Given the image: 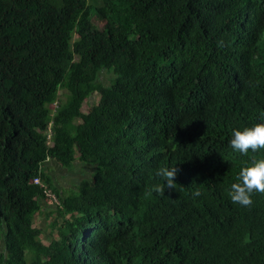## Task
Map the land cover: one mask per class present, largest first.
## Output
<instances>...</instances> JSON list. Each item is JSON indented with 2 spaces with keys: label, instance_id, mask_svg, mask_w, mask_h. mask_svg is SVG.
<instances>
[{
  "label": "trees",
  "instance_id": "16d2710c",
  "mask_svg": "<svg viewBox=\"0 0 264 264\" xmlns=\"http://www.w3.org/2000/svg\"><path fill=\"white\" fill-rule=\"evenodd\" d=\"M256 123L264 0H0V264H264Z\"/></svg>",
  "mask_w": 264,
  "mask_h": 264
},
{
  "label": "clouds",
  "instance_id": "9594fccd",
  "mask_svg": "<svg viewBox=\"0 0 264 264\" xmlns=\"http://www.w3.org/2000/svg\"><path fill=\"white\" fill-rule=\"evenodd\" d=\"M218 47H225L223 40L218 41ZM229 147L235 153L248 156L249 153H258L264 150V123H256L252 127H245L243 130H232ZM175 167H161L156 170L155 175L160 177L162 184L150 186L146 195L156 193L163 195L165 189L175 190L177 185L174 180L177 176ZM238 182L232 183L227 192L233 204L241 207H250L253 203L251 197L254 193L264 194V159L251 157V166L242 167L236 177ZM166 181V183H164ZM194 197H199L201 193L197 190L192 193Z\"/></svg>",
  "mask_w": 264,
  "mask_h": 264
},
{
  "label": "rangeland",
  "instance_id": "374dc122",
  "mask_svg": "<svg viewBox=\"0 0 264 264\" xmlns=\"http://www.w3.org/2000/svg\"><path fill=\"white\" fill-rule=\"evenodd\" d=\"M59 94L62 96L63 91H60ZM62 99H64V98H62ZM54 106H55V104H52V107H54ZM81 111L87 113V112H89V108L84 106V108L83 107L81 108ZM47 144L52 145V140L50 139V136H48ZM76 165H77V163H76Z\"/></svg>",
  "mask_w": 264,
  "mask_h": 264
}]
</instances>
